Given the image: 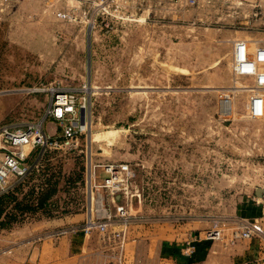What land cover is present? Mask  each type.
<instances>
[{
    "label": "rangeland",
    "instance_id": "rangeland-1",
    "mask_svg": "<svg viewBox=\"0 0 264 264\" xmlns=\"http://www.w3.org/2000/svg\"><path fill=\"white\" fill-rule=\"evenodd\" d=\"M40 1L0 0V124L38 119L56 88L76 99V132L70 144L47 149L9 191L15 199L0 216V248L3 231L16 225L39 223L20 238L29 255L54 237L49 232L90 217L104 221L107 213L108 233L122 229L124 240L147 230L185 237L214 220L229 229L243 197L264 191V116L246 114L243 87L251 80L234 75L230 44L244 39L253 49L264 41V21H250L252 9L236 3L227 4L232 19L200 20L193 7L136 0L127 6L135 20H111L110 29L100 17L88 27L80 9L79 22L59 18L69 1L46 0L51 9ZM225 92L232 95L228 115L219 110ZM45 129L61 139L59 123ZM120 162L132 183L112 199L99 186L102 165ZM49 192L53 205L39 207ZM116 205L127 210L126 226L114 216ZM85 212L86 219L65 223L66 215ZM111 259L87 261L122 264L118 255Z\"/></svg>",
    "mask_w": 264,
    "mask_h": 264
},
{
    "label": "built area",
    "instance_id": "built-area-1",
    "mask_svg": "<svg viewBox=\"0 0 264 264\" xmlns=\"http://www.w3.org/2000/svg\"><path fill=\"white\" fill-rule=\"evenodd\" d=\"M58 1V0H56ZM71 3L69 10L66 12L58 11L56 15L59 18L68 21L79 22L77 10L80 9L83 15L88 12L87 26L93 24L100 17L104 26L111 27V20L123 21L126 19L135 20L133 13L128 12L127 6H132L135 0H64ZM178 2V0H171ZM229 1V0H228ZM226 1V2H228ZM210 3V0H207ZM197 0H186L185 5L195 6ZM229 4V2L227 3ZM93 18L90 19V11ZM129 14V15H128ZM231 67L234 75L250 79L251 83L244 85V90L249 92L246 101V114L249 118H261L264 116V41L256 43L253 49H250L247 40L236 39L233 41L231 52ZM36 90V89H35ZM38 91V90H36ZM50 103L46 107L43 115L38 119L26 121L23 123L6 122L0 124V194L12 191L18 183L24 181L33 167L36 166L37 160L43 155L47 149H57L63 145L72 142L76 125L73 124L76 99L71 93L61 91L56 88L49 90ZM219 110L222 114L228 115L232 113V95L230 93L220 94ZM48 118H52L62 127L61 139L51 136L45 129V122ZM36 151L33 160L30 162L31 152ZM104 176L99 184L104 188L112 199L119 195L125 196L128 187L132 183V172L126 162L106 163L102 165ZM118 221L123 226L129 223V215L123 205L115 206V214ZM112 215L106 214V220H95L91 217L84 225H69L61 227L47 236H58L82 232L88 234L92 230H96L104 235L108 233L109 221ZM190 232L186 235L183 246V252L191 255L194 250L196 238L194 235L198 233L206 240H222L224 238L223 229L219 220H214L211 225L202 231ZM263 233L262 224L257 220H247L239 218L236 220L235 226L231 229L229 237L226 239L227 244H233L238 239L252 238ZM113 238L118 239L119 245L122 246L125 235L122 229L119 231H111ZM118 259L121 257L118 255ZM26 264H32L30 262Z\"/></svg>",
    "mask_w": 264,
    "mask_h": 264
},
{
    "label": "crops",
    "instance_id": "crops-1",
    "mask_svg": "<svg viewBox=\"0 0 264 264\" xmlns=\"http://www.w3.org/2000/svg\"><path fill=\"white\" fill-rule=\"evenodd\" d=\"M226 1L228 0H210L208 3L207 0H197V5L190 6L185 5L186 0H178L175 3L171 0H163L166 5L193 7L197 15L195 18L200 20L204 17L225 20L234 18L225 14L229 10L227 5L229 2L252 9L250 21H264V0ZM40 2L41 7L51 9L46 0ZM204 10L209 12V15H204L202 13ZM232 48L233 41L230 44V51ZM49 123L57 124L52 118L46 120L45 126L47 127ZM87 216V212L66 215L65 223L77 222L86 219ZM239 218L257 220L262 224L263 233L252 238L238 239L229 245L226 239ZM36 228H39V223L34 222V224L16 225L12 229L3 231L1 237L5 243L0 248V264H26L31 260L35 264H92V262L88 263L87 259L93 255L105 259H116L119 255L122 264H139L143 260L147 261L146 264H264V191L256 189L253 196L243 197V201L237 205L235 213L229 218V229L223 231L225 237L222 240H206L198 233H192L195 234L196 239L193 242L194 250L191 255L183 252L186 236L175 235L170 239L164 233L154 235V232L150 234L148 230L145 237L128 236L122 246L119 245L118 239L110 234L107 233L108 236L103 237L97 234V231H92L90 235H84L82 232L58 235L36 244L28 255V251H24L22 246H19L22 243L20 238Z\"/></svg>",
    "mask_w": 264,
    "mask_h": 264
},
{
    "label": "trees",
    "instance_id": "trees-1",
    "mask_svg": "<svg viewBox=\"0 0 264 264\" xmlns=\"http://www.w3.org/2000/svg\"><path fill=\"white\" fill-rule=\"evenodd\" d=\"M35 152L36 151H33V152H31V154H30V157H32V156H34V154H35ZM30 159V158H29ZM51 196V193L49 192V193H43L38 199H39V203H38V206L40 207V206H49L50 204L51 205H53V203H51V201L49 202V201H47V199L49 198ZM15 199V197H13V195L11 194V193H2V194H0V216L2 215V214H7V213H5V205H6V203H7V201L9 200H14ZM18 201H16V203H15V207H18ZM25 207H27V208H29L30 206H25ZM14 215V214H13ZM15 216V215H14ZM8 222H9V220L8 221H5V222H1V226H5V225H7L8 224Z\"/></svg>",
    "mask_w": 264,
    "mask_h": 264
}]
</instances>
